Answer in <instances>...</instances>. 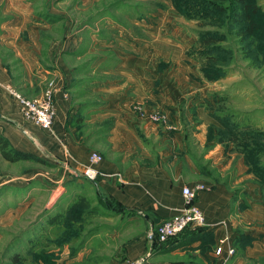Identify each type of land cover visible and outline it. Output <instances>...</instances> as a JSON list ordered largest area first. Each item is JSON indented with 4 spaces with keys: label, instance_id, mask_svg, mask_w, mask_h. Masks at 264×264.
<instances>
[{
    "label": "rangeland",
    "instance_id": "rangeland-1",
    "mask_svg": "<svg viewBox=\"0 0 264 264\" xmlns=\"http://www.w3.org/2000/svg\"><path fill=\"white\" fill-rule=\"evenodd\" d=\"M256 3L255 25L243 30L242 11L230 0H0V41H31L38 69H65L63 87L80 107L72 122L88 156L96 152L101 161L118 148L127 153L124 166L142 149L144 166L169 162L182 186L221 187L228 211L245 221L222 237L213 233L221 221L203 222L159 243L151 232L161 221L143 231L141 211L98 191L97 174L91 183L35 144L20 151L7 143L21 158L0 155V264L15 256L19 264H264V255H245L253 240L246 231L264 228V219L242 215L252 204L264 207V0ZM0 52L19 69L6 48ZM53 80L12 87L41 94L54 90ZM92 103L110 105L111 113L126 105L122 115L138 120V141L122 133L112 146L113 115L82 120ZM78 197L88 207L73 220L68 209Z\"/></svg>",
    "mask_w": 264,
    "mask_h": 264
},
{
    "label": "crops",
    "instance_id": "crops-1",
    "mask_svg": "<svg viewBox=\"0 0 264 264\" xmlns=\"http://www.w3.org/2000/svg\"><path fill=\"white\" fill-rule=\"evenodd\" d=\"M30 42L0 41V47L7 49L8 54L16 60L19 68L16 69L12 66L9 63V59L6 58L8 55L3 57L0 52V138L14 150H28L30 146L34 147L37 145L40 148V153L56 162L64 161V166L68 167L73 173L82 176V170L88 163L87 157L90 148L82 144L81 141L83 140L80 139L85 138L77 132L75 124L72 122V115L78 113L80 107L77 103L70 100L71 93L68 91L69 89H64L63 87L68 83L65 69L61 66L53 71L46 68L38 69L39 64L37 63L40 60L37 56V51L28 47ZM20 70H22V74L16 73ZM136 75L137 72H135V78ZM51 76L54 77L53 81H55L53 84L55 115L50 130L45 131L22 120L16 103L8 96L4 86L6 84L14 87L18 84L31 86L33 83L38 84L39 80H44ZM18 77H22V82L14 84L13 79ZM20 90L26 96H36L40 92V89L32 94L25 93L26 89ZM133 93L134 100L138 101L137 84L134 85ZM126 109L127 106L122 105L115 109V111L120 112L111 113L110 105L102 104L99 106L92 103L87 108V113L91 117L88 116L86 120H82L85 122L89 121V119L97 120L113 115L112 128L106 134L107 141L112 143L113 146V143L119 142V137L122 133L130 136L134 134L135 139L138 141V135L136 134L138 131L136 129L138 120L126 115L124 117L122 112ZM143 130L144 135H151L149 128H144ZM152 136L155 137L154 135ZM111 150L117 153L116 156L112 158L102 156V160L94 166L97 171L96 179L94 181L88 179V181L95 183V188L98 191L109 194L119 203L138 208V211L142 213L138 215V226L142 225L143 231H149L156 221H162L169 217L182 206L180 188L185 183V180L179 176L177 167H174V169L170 168L169 162L166 165H162L160 161L150 166H144L139 159L147 158L149 154L142 149H136L134 152L135 156L138 157V161L126 163L122 166L123 159H125L127 153H121L119 156L118 148L111 147ZM61 165L63 167V164ZM187 168L190 170L191 166L188 164ZM227 200V196L221 187L208 191L203 190L197 195L196 202L203 214L204 225L208 227L217 221H221V224L213 230L215 236L220 235L222 237V234L234 231L235 226L239 225V222L243 223L244 221V219L236 218L237 215H234L233 212L228 211ZM242 215L246 217V220L253 218L264 219V207L252 204L245 212H242ZM254 228L251 231H246L248 235L251 233L253 239L245 250V255L248 257L264 255V228L257 226H254ZM259 229L263 230L259 231ZM148 236H150L149 232ZM142 239L143 236L140 235L138 253L144 249ZM179 249L175 248L169 254H173Z\"/></svg>",
    "mask_w": 264,
    "mask_h": 264
},
{
    "label": "built area",
    "instance_id": "built-area-1",
    "mask_svg": "<svg viewBox=\"0 0 264 264\" xmlns=\"http://www.w3.org/2000/svg\"><path fill=\"white\" fill-rule=\"evenodd\" d=\"M5 91L16 101L19 112L24 120L31 121L42 129H49L52 126L55 110L53 105V86L44 89L37 97L26 98L18 93L11 85L4 86ZM87 165L82 175L89 180L95 178L97 172L90 164L100 161V156L96 152H91L88 156ZM200 185L194 187L184 185L180 189L183 199L182 206L172 215L162 220L156 227V236L159 242L173 237L187 227L201 226L204 217L198 206L194 202L196 193L201 190ZM215 254L221 252V248H215ZM231 250L228 249V254Z\"/></svg>",
    "mask_w": 264,
    "mask_h": 264
},
{
    "label": "trees",
    "instance_id": "trees-1",
    "mask_svg": "<svg viewBox=\"0 0 264 264\" xmlns=\"http://www.w3.org/2000/svg\"><path fill=\"white\" fill-rule=\"evenodd\" d=\"M233 4L238 6L242 13L238 14L237 17L244 22V29L243 30H251L255 23L253 20V16L255 15L256 12L259 11L260 7L256 3V0H230ZM0 155L4 160L13 162L16 160H19L21 157L19 154L14 152L12 149L7 147V143L0 138ZM88 207L87 203L84 201L83 198L78 197L76 201H74L69 209H68V215L72 217L71 219L75 220L77 213L81 212L82 210H85ZM164 220V219H163ZM157 227V226H156ZM156 227L154 230L151 232V236L157 241V236H156ZM187 229V228H186ZM185 230V229H184ZM172 237L166 239L165 241L159 242V243H164L167 242L169 239ZM13 264H19V259L15 256V258H12Z\"/></svg>",
    "mask_w": 264,
    "mask_h": 264
}]
</instances>
